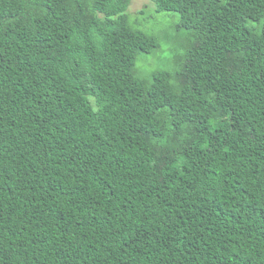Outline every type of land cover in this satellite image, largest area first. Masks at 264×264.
Masks as SVG:
<instances>
[{"label":"trees","instance_id":"trees-1","mask_svg":"<svg viewBox=\"0 0 264 264\" xmlns=\"http://www.w3.org/2000/svg\"><path fill=\"white\" fill-rule=\"evenodd\" d=\"M132 1L0 0V264H264V0H151L150 74Z\"/></svg>","mask_w":264,"mask_h":264},{"label":"rangeland","instance_id":"rangeland-1","mask_svg":"<svg viewBox=\"0 0 264 264\" xmlns=\"http://www.w3.org/2000/svg\"><path fill=\"white\" fill-rule=\"evenodd\" d=\"M128 13L133 20L139 21L143 29L158 36L162 46L154 54L142 55L138 66L147 74L170 68L172 50L181 40V33L174 27L179 21L180 14L158 13L156 5L151 0H133Z\"/></svg>","mask_w":264,"mask_h":264}]
</instances>
